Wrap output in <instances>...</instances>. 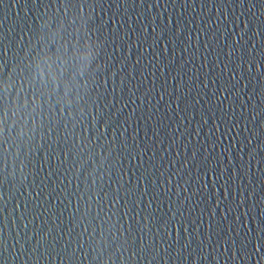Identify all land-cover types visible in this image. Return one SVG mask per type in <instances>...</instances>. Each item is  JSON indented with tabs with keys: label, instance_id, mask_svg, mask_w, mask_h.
<instances>
[{
	"label": "water",
	"instance_id": "water-1",
	"mask_svg": "<svg viewBox=\"0 0 264 264\" xmlns=\"http://www.w3.org/2000/svg\"><path fill=\"white\" fill-rule=\"evenodd\" d=\"M0 125V264H264V0H0Z\"/></svg>",
	"mask_w": 264,
	"mask_h": 264
},
{
	"label": "clouds",
	"instance_id": "clouds-1",
	"mask_svg": "<svg viewBox=\"0 0 264 264\" xmlns=\"http://www.w3.org/2000/svg\"><path fill=\"white\" fill-rule=\"evenodd\" d=\"M36 67H37V74L39 76V79H40L41 83H43L44 78L49 74V66L47 65V62H44V63L38 62ZM9 89H10V85L6 86L5 92H7ZM23 90L24 89H20L21 92ZM72 91H73V89L71 87H68V86L65 87V92H64L65 103H67L69 105L71 103H73V99L69 98L70 94L72 93ZM74 99L77 102L79 101V99H80L79 93L76 94ZM57 102H59V100H57ZM49 103H50V101H49ZM25 105H27V100L25 101ZM40 105H41V99L39 97H37L33 101V105H32V110L36 111L37 115H39ZM13 115L15 116L16 113H13ZM13 122H15V121H13ZM25 123H27V116L25 117ZM38 124H39V120L38 119L33 121V130L38 126ZM2 131H3V126L0 125V133H2ZM5 151H7V148L5 149ZM17 152H18V148H17ZM22 163L23 162H21V164ZM104 264H108V260H105ZM121 264H124L123 257L121 259Z\"/></svg>",
	"mask_w": 264,
	"mask_h": 264
},
{
	"label": "snow or ice",
	"instance_id": "snow-or-ice-1",
	"mask_svg": "<svg viewBox=\"0 0 264 264\" xmlns=\"http://www.w3.org/2000/svg\"><path fill=\"white\" fill-rule=\"evenodd\" d=\"M241 5L243 4V0H240ZM247 24L245 25V29H247ZM225 199H227L228 193L224 194ZM219 206V203H217ZM261 220L264 221V214L261 216ZM255 222V221H254ZM245 228L248 227L247 222L244 225ZM251 245L252 250L255 252L256 255L261 256V253L264 252V224H261L256 228L255 237H252V234L249 232L248 236L245 237L243 241H241L242 247H247ZM264 259V257H262Z\"/></svg>",
	"mask_w": 264,
	"mask_h": 264
}]
</instances>
